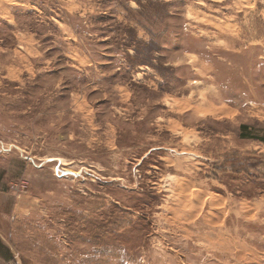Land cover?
<instances>
[{"label":"rangeland","instance_id":"1","mask_svg":"<svg viewBox=\"0 0 264 264\" xmlns=\"http://www.w3.org/2000/svg\"><path fill=\"white\" fill-rule=\"evenodd\" d=\"M0 256L264 264V0H0Z\"/></svg>","mask_w":264,"mask_h":264},{"label":"crops","instance_id":"2","mask_svg":"<svg viewBox=\"0 0 264 264\" xmlns=\"http://www.w3.org/2000/svg\"><path fill=\"white\" fill-rule=\"evenodd\" d=\"M0 264H10L7 260H5L2 256H0Z\"/></svg>","mask_w":264,"mask_h":264}]
</instances>
